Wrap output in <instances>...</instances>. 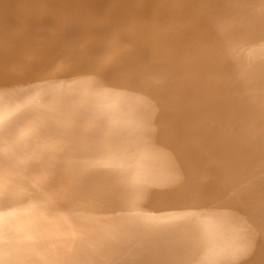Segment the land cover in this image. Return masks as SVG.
<instances>
[{
  "label": "bare ground",
  "instance_id": "obj_1",
  "mask_svg": "<svg viewBox=\"0 0 264 264\" xmlns=\"http://www.w3.org/2000/svg\"><path fill=\"white\" fill-rule=\"evenodd\" d=\"M0 264H264V0H0Z\"/></svg>",
  "mask_w": 264,
  "mask_h": 264
}]
</instances>
